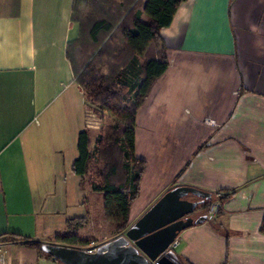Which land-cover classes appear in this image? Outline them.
Returning a JSON list of instances; mask_svg holds the SVG:
<instances>
[{
  "label": "crops",
  "instance_id": "1",
  "mask_svg": "<svg viewBox=\"0 0 264 264\" xmlns=\"http://www.w3.org/2000/svg\"><path fill=\"white\" fill-rule=\"evenodd\" d=\"M73 4L0 0V245L7 264H57L20 241L50 243L70 220L86 222L73 232L89 241L86 249L116 238L96 236L90 188L72 170L87 129L85 95L67 56L80 36ZM160 36L168 67L136 113L134 157L145 170L129 224L169 190L194 188L210 193L219 210L194 212L207 219L179 234L177 259L264 264V0H186Z\"/></svg>",
  "mask_w": 264,
  "mask_h": 264
},
{
  "label": "trees",
  "instance_id": "2",
  "mask_svg": "<svg viewBox=\"0 0 264 264\" xmlns=\"http://www.w3.org/2000/svg\"><path fill=\"white\" fill-rule=\"evenodd\" d=\"M94 1L99 12L108 11L105 6L110 0ZM121 1L122 4L113 5L118 22L125 16L116 30L117 22L107 18L105 13L96 17L88 30V38L94 51L97 48L101 50L104 36L115 32L120 37L123 46L121 50L108 49L109 53L101 50L95 56L90 53L80 66L72 56L75 42L67 50L76 81L84 92L86 107L89 102L94 103L104 115L117 120L114 126H103L95 140L96 157L101 166L97 170L99 185L91 186L93 192L102 195L105 213L113 216L118 225L115 237L123 235L131 226L129 210L138 196L139 183L145 170V162L134 157L136 113L153 83L168 67L166 48L160 31L171 24L176 10L186 0ZM78 2L80 0H74L72 19L79 25L81 36V20L76 17ZM142 16H145L146 22H142ZM89 134L88 129L79 134L78 158L72 168L82 180L88 173L93 158ZM211 204L212 201L205 202L201 208L208 210ZM85 223L84 220L68 221L66 233L56 235L47 244L73 248L88 245V242L79 240L73 234ZM259 230L264 234V216ZM20 243L44 254L40 249L43 242L22 239ZM178 264L185 263L179 261Z\"/></svg>",
  "mask_w": 264,
  "mask_h": 264
},
{
  "label": "water",
  "instance_id": "3",
  "mask_svg": "<svg viewBox=\"0 0 264 264\" xmlns=\"http://www.w3.org/2000/svg\"><path fill=\"white\" fill-rule=\"evenodd\" d=\"M193 196L196 200H189ZM212 195L194 188L179 186L166 192L123 235L86 250L44 243L41 251L61 264H178L169 245L179 234L206 221L207 216L192 215Z\"/></svg>",
  "mask_w": 264,
  "mask_h": 264
},
{
  "label": "rangeland",
  "instance_id": "4",
  "mask_svg": "<svg viewBox=\"0 0 264 264\" xmlns=\"http://www.w3.org/2000/svg\"><path fill=\"white\" fill-rule=\"evenodd\" d=\"M112 1V2H111ZM128 2L129 0H123V2ZM143 1V0H142ZM141 1V2H142ZM121 0H110L108 2V5L105 6V9L108 11H98L97 3L94 0H80V2L77 3L76 8V17L81 20V36L78 41H76L72 46V56L76 60V63L78 66L81 65L82 61L85 59L87 55L90 53L95 54L99 51H107L109 53L108 49H116L121 50L123 46L121 45L120 37L117 35L118 33H111L107 36H104L102 39V43L100 45L101 50L98 48L94 51L93 46L91 45L89 38H88V30L93 23V21L96 19V17L100 16L101 14H104L107 18L111 19L112 21L116 23L115 30L117 29L118 25L121 23V21L125 18L123 16L121 20L118 22L117 18L118 16L114 14L115 8L113 5L122 4ZM111 4V5H110ZM138 6V4H137ZM95 7V10L94 8ZM127 8V5H126ZM97 9V10H96ZM110 14V16H109ZM111 45V46H110ZM93 56V57H94ZM87 125L89 127V131L92 134L93 142H92V161L90 164V167L88 169V173L86 174L85 178L83 179V182L87 187L90 188V202H91V215L94 220L95 228L98 230L97 237L105 236L108 239L111 237H115L117 235V229L118 225L116 224V221L114 220V217L105 213L104 207H103V201H102V195L96 192H93L91 189V186L99 185V179H98V169L101 166V162L98 161L96 157V144L95 140L97 136H99L101 130L104 128L103 126L110 127L114 126L117 123V120L113 117L104 115L98 108V106L94 103L89 102L87 107ZM190 198H193V196H189ZM197 212V211H196ZM99 240H95V243H99ZM89 243V241H87ZM78 248H82L83 250H86V245H78ZM97 247V246H95ZM57 264H61L57 261Z\"/></svg>",
  "mask_w": 264,
  "mask_h": 264
},
{
  "label": "built area",
  "instance_id": "5",
  "mask_svg": "<svg viewBox=\"0 0 264 264\" xmlns=\"http://www.w3.org/2000/svg\"><path fill=\"white\" fill-rule=\"evenodd\" d=\"M87 113H86V127L87 129H89L88 125H87ZM219 210V205L217 203L212 204L209 209H208V215L209 216H214ZM178 245V241L177 238L169 245L168 250H173L177 247ZM96 250L95 246H91L90 248L86 249V251L88 253H94ZM0 264H7V260L5 257V254L2 250V246L0 245ZM151 264H159L157 261L152 262Z\"/></svg>",
  "mask_w": 264,
  "mask_h": 264
}]
</instances>
